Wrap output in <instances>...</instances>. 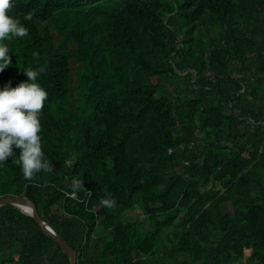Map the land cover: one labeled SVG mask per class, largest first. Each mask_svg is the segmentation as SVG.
<instances>
[{"label": "trees", "instance_id": "trees-1", "mask_svg": "<svg viewBox=\"0 0 264 264\" xmlns=\"http://www.w3.org/2000/svg\"><path fill=\"white\" fill-rule=\"evenodd\" d=\"M10 15L29 34L6 41L0 87L44 67L52 170L26 180L9 157L0 198L33 201L77 264H264V0H14ZM0 264L70 259L5 204Z\"/></svg>", "mask_w": 264, "mask_h": 264}, {"label": "clouds", "instance_id": "clouds-1", "mask_svg": "<svg viewBox=\"0 0 264 264\" xmlns=\"http://www.w3.org/2000/svg\"><path fill=\"white\" fill-rule=\"evenodd\" d=\"M14 0H0V73L12 65L9 44L11 38H23L29 29L20 20L10 15ZM27 76L26 82L12 87L9 81L0 87V163L13 157L20 165L24 179L32 180L41 172L52 170L42 150V125L40 116L48 99L47 90L38 82L45 69H22ZM13 146L20 149L19 159L15 160ZM73 189L83 187V182L73 180ZM73 193L66 192V196ZM100 203L108 208L116 201L108 194Z\"/></svg>", "mask_w": 264, "mask_h": 264}, {"label": "water", "instance_id": "water-1", "mask_svg": "<svg viewBox=\"0 0 264 264\" xmlns=\"http://www.w3.org/2000/svg\"><path fill=\"white\" fill-rule=\"evenodd\" d=\"M5 204H13L19 208H27L26 211L23 209L21 210L31 215L35 219V221L41 226L44 232L51 236L56 241V243L61 246V248L68 254L70 264H77V252L67 241L57 235L54 229L44 221L42 216L38 213L36 205L33 201H31L26 196L8 195L7 197L0 198V206Z\"/></svg>", "mask_w": 264, "mask_h": 264}, {"label": "rangeland", "instance_id": "rangeland-1", "mask_svg": "<svg viewBox=\"0 0 264 264\" xmlns=\"http://www.w3.org/2000/svg\"><path fill=\"white\" fill-rule=\"evenodd\" d=\"M231 209H232V207H231L230 203H228L226 205V210L227 211H230ZM139 213H140V210L139 209L136 212L129 211V212H127L126 216L129 217V218L134 219L136 217V215H138Z\"/></svg>", "mask_w": 264, "mask_h": 264}, {"label": "bare ground", "instance_id": "bare-ground-1", "mask_svg": "<svg viewBox=\"0 0 264 264\" xmlns=\"http://www.w3.org/2000/svg\"><path fill=\"white\" fill-rule=\"evenodd\" d=\"M21 209H23V210H25V211L27 210V208H24V207H22Z\"/></svg>", "mask_w": 264, "mask_h": 264}, {"label": "built area", "instance_id": "built-area-1", "mask_svg": "<svg viewBox=\"0 0 264 264\" xmlns=\"http://www.w3.org/2000/svg\"><path fill=\"white\" fill-rule=\"evenodd\" d=\"M72 197H74L75 196V194H73V195H71Z\"/></svg>", "mask_w": 264, "mask_h": 264}]
</instances>
